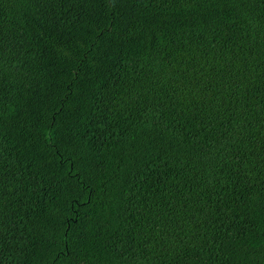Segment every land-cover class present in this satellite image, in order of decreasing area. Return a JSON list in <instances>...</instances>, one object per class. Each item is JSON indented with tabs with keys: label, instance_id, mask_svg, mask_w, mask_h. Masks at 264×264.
Instances as JSON below:
<instances>
[{
	"label": "trees",
	"instance_id": "obj_1",
	"mask_svg": "<svg viewBox=\"0 0 264 264\" xmlns=\"http://www.w3.org/2000/svg\"><path fill=\"white\" fill-rule=\"evenodd\" d=\"M0 264H264V0H0Z\"/></svg>",
	"mask_w": 264,
	"mask_h": 264
},
{
	"label": "bare ground",
	"instance_id": "obj_2",
	"mask_svg": "<svg viewBox=\"0 0 264 264\" xmlns=\"http://www.w3.org/2000/svg\"><path fill=\"white\" fill-rule=\"evenodd\" d=\"M57 3V2H56ZM172 12V11H171ZM222 12V11H221ZM237 19V18H236ZM82 24V23H81ZM172 24V23H171ZM202 50V49H201ZM210 51V50H209ZM140 54V53H139ZM125 56V55H124ZM128 57V56H127ZM130 59V58H129ZM99 101V100H98ZM102 102V101H101ZM97 103V102H96ZM208 106V105H207ZM206 108V107H205ZM256 118V117H255ZM247 120V119H246ZM199 121V120H198ZM99 124V123H98ZM258 124V123H257Z\"/></svg>",
	"mask_w": 264,
	"mask_h": 264
}]
</instances>
